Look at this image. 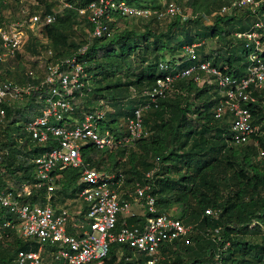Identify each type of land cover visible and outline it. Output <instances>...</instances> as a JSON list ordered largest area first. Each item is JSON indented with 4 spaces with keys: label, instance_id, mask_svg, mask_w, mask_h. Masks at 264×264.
Here are the masks:
<instances>
[{
    "label": "built area",
    "instance_id": "2783aa9c",
    "mask_svg": "<svg viewBox=\"0 0 264 264\" xmlns=\"http://www.w3.org/2000/svg\"><path fill=\"white\" fill-rule=\"evenodd\" d=\"M263 2L223 0L218 14L231 16L246 10L250 17L256 18ZM68 7L71 6L66 4L65 8ZM78 12L86 16L90 25L89 40L112 37L111 23L115 24L118 16L137 21L182 16L175 2L155 10L131 5L128 0H92ZM57 14L42 15L22 8L20 19L2 21L0 63L22 54L30 36L39 45H48L45 28L55 22ZM231 36L244 51L246 69L242 75L226 73L203 59L200 53L203 41L186 44L179 55L158 63L159 71L165 72V76L157 78L148 89L132 91L129 100L133 102V114L121 119L117 133L104 127L109 115L116 112L112 101L101 99L91 108L80 102L85 92H91L92 76L85 71L87 64L83 61L88 44L64 57H56L51 48L46 49L35 59L37 67L27 70L29 82L0 81V126L6 121V109L1 105L19 109L33 98L40 106L38 115L29 119L23 130L40 147L56 142L30 160L33 183L7 182V186L0 188V209L12 214V220H0V240L9 239L8 230L15 229L20 237L38 244L36 250L18 252L16 264H102L112 244L126 245L136 260L141 256L146 259L145 264H156L163 256L165 244H172L190 232L170 211L159 213L157 197L153 194L154 170L145 174L146 182L126 185L120 171L99 169L93 163L91 151L117 153L125 159L129 148L135 149L137 141L148 137L143 114L157 109L160 100L177 93L175 83L180 79H192L199 87L215 86L218 101L214 118L226 119L233 145L256 142L252 136L259 133V128L254 124L252 107L264 106V21L257 18L247 29L234 30ZM184 63L186 66L182 67ZM1 153L8 155L7 150ZM65 168L79 170L78 185L82 189L75 200L67 199L59 204L57 177L53 173ZM33 191L41 193L34 202L28 199ZM77 201L80 204L74 210ZM81 203L86 207L85 215L72 224L71 234L70 222L74 213H81ZM132 207L141 212H131ZM217 214L211 208L205 210L206 216L217 217ZM119 216L143 221L128 225L123 220L117 227Z\"/></svg>",
    "mask_w": 264,
    "mask_h": 264
},
{
    "label": "trees",
    "instance_id": "16d2710c",
    "mask_svg": "<svg viewBox=\"0 0 264 264\" xmlns=\"http://www.w3.org/2000/svg\"><path fill=\"white\" fill-rule=\"evenodd\" d=\"M91 1L68 0L71 7L57 14L55 22L45 28L49 44L39 45L37 40L30 36L22 53L28 54L31 58L30 68L35 69V59L48 48L52 49L56 57H64L88 44L83 61L87 64L85 71L92 76L91 92H85L80 102L91 108L101 99L112 101L116 112L109 115L104 127H109L117 133V124L121 123V119L133 114V102L129 100L132 91L141 92L148 89L157 78L165 76L166 73L158 69L160 60L141 68L137 74L128 68L124 78L111 82L110 80L117 78L118 72L121 71L116 60L130 59L138 50L140 41L134 40L131 32H115L117 21L128 20L119 16L116 17L115 24L111 23L114 28L112 37L70 41L68 33L72 16L80 15L78 10L85 9ZM196 1L188 0L187 3L194 6ZM128 2L142 8H161L155 2L149 5L142 4L141 0ZM215 2L220 6L223 4V0ZM39 5L44 9L41 10ZM30 10L42 15L56 13L47 0H32ZM249 14L246 10L231 16H221L217 13L209 35L229 45H225L223 50H214L209 54L204 53L202 46V58L211 61L213 66L226 73L242 75L246 69L244 51L240 46H231L227 37L234 30L243 31L249 27L253 21H249ZM82 17L88 30L90 25L86 16ZM252 18L264 21V2L259 7L257 17ZM172 19L174 21L170 23L167 34H171L172 29L180 24V16ZM172 19L157 21L151 18L138 21L161 23ZM1 20L2 18L0 23L4 21ZM245 20L244 26H237L234 30H221L223 25L231 26L233 21L240 24ZM191 21L197 23V16L194 15ZM148 35L153 38V52L165 49L161 40L163 35L157 36L148 31L140 35V39L144 41ZM203 38L205 35L201 33L184 32L181 41L175 47L169 48L171 57L179 55L184 45L203 41ZM147 50H150L149 44L145 45V51ZM22 56L18 54L14 59L0 63V81L13 84L31 81L27 76L29 68H20ZM185 66L184 63L182 67ZM175 86L177 93L160 100L157 109L143 114V125L148 137L137 141L135 149L129 148L125 159L120 158L121 155L117 153L92 150L93 163L102 170L120 171L125 176L126 185L135 181L146 182L145 174L154 170L153 194L157 197L159 213L170 211L173 204L181 208L182 215L179 219L185 227L190 228V232L172 244L164 245L162 254L169 256L168 261L162 260V264H168L171 256L175 257L174 260L181 261L179 257L182 253L191 257L190 264H206L209 261L214 264H264V161L258 163L254 160L259 149L264 151V106L252 107L254 124L259 128V133L253 135L252 139L256 140L258 147L235 146L231 143L230 127L226 119L214 118L218 101L215 86L199 87L192 79L177 80ZM1 107L6 109V121L0 126V163L3 169L0 173V188L7 186L6 183L13 174L19 175L16 176L18 179L15 185L22 182L33 183L34 179L30 177L33 165L30 160L39 152L55 146L56 142L40 147L23 130L24 124L38 115L40 106L33 98L23 108L17 109L6 104ZM2 150H7L8 155H3ZM53 174L57 177L56 194L60 201L64 203L67 199L75 200L82 189V186L78 185L79 170L65 168L56 170ZM38 195L41 193L33 191L28 199L37 201ZM208 208L215 210L217 217L206 216L205 210ZM85 209L83 206L79 215L74 213L69 233L73 234L72 224L84 217ZM0 220H12V214L0 209ZM123 220L128 225L143 221L134 218L123 219L119 216L117 227ZM216 230L218 234L215 233ZM8 234L9 239L0 240V244L9 242L11 251L5 252V249L0 248V264H16L15 257L18 252L36 250L38 247L35 241L20 237L15 229L8 230ZM256 237H259V241ZM47 252L50 254L51 249L48 248ZM145 261L141 256H137L136 260L132 250L126 245L112 244L102 264H145Z\"/></svg>",
    "mask_w": 264,
    "mask_h": 264
},
{
    "label": "rangeland",
    "instance_id": "374dc122",
    "mask_svg": "<svg viewBox=\"0 0 264 264\" xmlns=\"http://www.w3.org/2000/svg\"><path fill=\"white\" fill-rule=\"evenodd\" d=\"M176 2L179 9L182 11V16H180V24L177 27H174L172 29L171 34H167L168 28L170 26V23L174 21L172 19L171 21H164L161 23H145L143 21H137V20H120L117 21L115 24V32H131L133 33L132 37L134 40H139L140 43L138 44V50L133 53L132 57L128 60H119L117 59L116 64L120 66L121 71L118 72L117 78L111 79V82H114L118 78H124V75L127 73V69L131 68L132 72L134 74H137L140 72L141 68H146L150 63H154L155 61H160L162 59H166L172 56V53L170 52L169 48L175 47L178 42L181 41L182 36L184 32H190L193 33H201L205 35V38H203V46H204V53L209 54L214 50H220L224 49L225 45H229L228 43H221L217 40V38L210 37L209 32H211V28L214 24L215 17L217 16L218 9L220 4L216 3L217 0H197L196 4L194 6H190L187 1L188 0H141L142 4H151L152 2H155L156 5H160L163 7L168 2ZM47 3L50 5L51 9L56 13H61L65 9V5L69 4L68 0H47ZM41 10L44 9L43 6L39 5ZM32 7V0H0V18L2 20L6 19L9 20H18L22 17L21 15V9H30ZM194 15L197 16L198 22L193 23L191 21L194 19ZM1 20V21H2ZM248 20V19H246ZM245 21H242V23H238L233 21L231 26H221V30L225 29H235L240 26H244ZM254 20L252 17H250L249 21ZM250 21V22H251ZM150 31L154 35H163L161 38L162 43L165 45V49H159L156 52H153L151 48V43L153 42V38L151 36H145L146 40L142 41L140 39V35H144ZM69 40L72 42H79L80 40H83L84 38H88L87 34V28L86 23L84 21V18L82 15H73L71 18V29L69 30ZM227 41L230 42L234 48H237L238 45L234 42L232 36L227 37ZM150 45V50L145 51V45ZM22 61H21V67L22 69H28L30 68L31 64V58L28 56L27 53H22ZM113 65V64H112ZM248 145H253L255 147H258L257 142H251ZM260 152H263V150L258 151V154L255 156L254 160L255 162H263L264 156L260 155ZM156 165V164H155ZM19 176L18 174H13L8 181L10 183L17 184V179ZM63 202L60 201L59 204H62ZM80 202L77 201L76 205H74V210L77 209ZM81 206H83V203H81ZM170 212L175 215L176 217H180L182 215V210L180 207H178L177 204H173L170 207ZM131 212L138 213L141 212L137 207H132ZM257 241H259V237L255 238ZM6 242V241H5ZM10 243H1L0 248L5 249V252H10L11 248L9 247ZM193 245V244H192ZM191 245V246H192ZM226 249V247H224ZM1 252V251H0ZM182 253V252H181ZM169 255H163L159 264H162V260H167V257ZM182 259L178 262V260H174L175 257L171 256L169 258L168 264H190L191 257L188 254L182 253V255L179 257V259ZM173 260L175 262H173ZM178 262V263H177ZM214 264V262H211ZM210 261L206 264H211Z\"/></svg>",
    "mask_w": 264,
    "mask_h": 264
}]
</instances>
